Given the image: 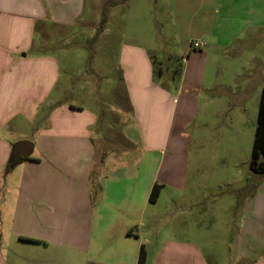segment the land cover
Returning <instances> with one entry per match:
<instances>
[{"label": "crops", "instance_id": "crops-1", "mask_svg": "<svg viewBox=\"0 0 264 264\" xmlns=\"http://www.w3.org/2000/svg\"><path fill=\"white\" fill-rule=\"evenodd\" d=\"M88 3L0 0V264H139L142 250L145 264H264V173L253 172L251 161L246 172V162H233L243 147L234 116L243 122L248 110L230 114L218 153L210 149L207 158L204 145L211 123L225 112L215 110L212 93L229 86H218L211 64L217 32L202 34L214 42L198 51L191 34L180 70L174 76L168 70L161 86L150 50L117 47L137 37L116 34L108 54L118 108L100 95L74 101L57 58L36 52L42 40L52 43L84 26ZM225 25L232 33L233 24ZM46 27L54 31L50 37ZM257 57L252 61L262 65ZM247 70L250 87L259 71ZM22 141L32 142L34 153L10 167ZM194 145L197 175L208 167L213 177L226 170L231 178L197 181Z\"/></svg>", "mask_w": 264, "mask_h": 264}, {"label": "rangeland", "instance_id": "rangeland-1", "mask_svg": "<svg viewBox=\"0 0 264 264\" xmlns=\"http://www.w3.org/2000/svg\"><path fill=\"white\" fill-rule=\"evenodd\" d=\"M88 1L83 29L75 26L72 31L59 35V40L63 38V41H57L55 36L52 43L42 40V47L38 46L36 52L38 55L41 53L42 58H57L62 70V86L74 88L71 96L74 101L95 96L97 99L100 95L108 101L110 108L112 104L118 108V102L114 104L111 96L113 89L110 83L115 81V69L112 60L110 61L112 53L108 54L114 49L113 39L116 34L122 37L132 32L137 37L130 42L124 38L125 40L119 42L117 47L121 44V46L132 45L139 49L150 50V60L156 69L155 84L161 86V80L168 77L166 75L168 70L172 71L173 76L180 70L184 46L191 34L197 35V41L194 43L202 42L205 45L214 41L202 34L210 35L212 32H217L219 35V42H216L218 48L214 49L211 64L217 66L218 86L220 83L229 86L216 87L212 93L218 101L215 110L225 112L223 116H218L211 123L209 135L207 134L208 137L204 139V145L207 148V158H209L210 149L218 153L224 148L225 139L221 137V133L230 124V114L237 109L241 111L246 108L248 110L247 120L242 122L236 119V115L234 116V130L243 132V147L241 148L242 144H240L239 147L242 150L238 159L234 158L233 162L237 160L246 162L243 171H248L249 163L247 162L251 161L255 126L257 125V92L263 84L259 77L264 72V0ZM115 5L118 8H115ZM110 16L111 21L108 20ZM226 20L229 24H233L232 33L225 31ZM49 29L50 27L44 29L47 37L54 33L53 29L51 31ZM235 34L237 37L229 42L228 39ZM42 36L46 38L45 34ZM67 37H69L68 41L65 40ZM253 56H258L257 59L262 65L253 62ZM99 62L103 64L102 72L99 69ZM247 68L259 71V74L255 75L254 85L250 87L247 84L250 76ZM161 71H163L162 76L159 74ZM104 72L109 73V76L103 77ZM85 74L89 75L87 80L82 77ZM71 75L75 77L72 81L69 80ZM119 76L116 71L117 80ZM169 82H172L170 77ZM93 93L94 95L88 96ZM233 93H237V96H232ZM47 111L48 109L43 107L42 112ZM25 130L34 133V128L27 125ZM33 153L32 151L30 157ZM197 157V145H194L191 158L196 168L197 181H215V179L220 181L221 178L226 181V176H231L230 171L219 170V174L213 177L211 174L213 171L208 167L205 170L201 169L197 175ZM206 161L201 160V163L209 162ZM217 162L225 165V158H218ZM228 162L230 164V159ZM233 180L237 181L236 175H233Z\"/></svg>", "mask_w": 264, "mask_h": 264}, {"label": "trees", "instance_id": "trees-1", "mask_svg": "<svg viewBox=\"0 0 264 264\" xmlns=\"http://www.w3.org/2000/svg\"><path fill=\"white\" fill-rule=\"evenodd\" d=\"M264 158V90L261 94L258 122L253 142L252 155H251V170L255 173H264V163L261 159ZM160 188L156 187L151 195V202H155L159 196ZM145 252L141 251L139 264H145Z\"/></svg>", "mask_w": 264, "mask_h": 264}, {"label": "water", "instance_id": "water-1", "mask_svg": "<svg viewBox=\"0 0 264 264\" xmlns=\"http://www.w3.org/2000/svg\"><path fill=\"white\" fill-rule=\"evenodd\" d=\"M33 149V143L30 141H22L13 147L11 154V165L10 167H15L22 161L29 158L31 151Z\"/></svg>", "mask_w": 264, "mask_h": 264}, {"label": "built area", "instance_id": "built-area-1", "mask_svg": "<svg viewBox=\"0 0 264 264\" xmlns=\"http://www.w3.org/2000/svg\"><path fill=\"white\" fill-rule=\"evenodd\" d=\"M203 46H204V44H203L202 42H200V43H193V44H192V49H193L194 51H198V50H200Z\"/></svg>", "mask_w": 264, "mask_h": 264}]
</instances>
